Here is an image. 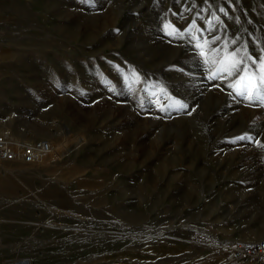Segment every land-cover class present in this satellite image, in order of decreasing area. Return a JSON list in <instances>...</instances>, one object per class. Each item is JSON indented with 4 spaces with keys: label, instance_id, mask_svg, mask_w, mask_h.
Returning a JSON list of instances; mask_svg holds the SVG:
<instances>
[{
    "label": "rangeland",
    "instance_id": "1",
    "mask_svg": "<svg viewBox=\"0 0 264 264\" xmlns=\"http://www.w3.org/2000/svg\"><path fill=\"white\" fill-rule=\"evenodd\" d=\"M234 53L261 75L264 0H0V134L62 147L2 161L0 260L244 264L264 85L237 95Z\"/></svg>",
    "mask_w": 264,
    "mask_h": 264
},
{
    "label": "built area",
    "instance_id": "2",
    "mask_svg": "<svg viewBox=\"0 0 264 264\" xmlns=\"http://www.w3.org/2000/svg\"><path fill=\"white\" fill-rule=\"evenodd\" d=\"M52 150L48 141L26 142L15 139L8 130L0 134V162H21L27 165L43 161ZM2 239L0 237V251ZM235 259L244 264H264V239L259 241L239 242L230 247ZM0 264H28L24 261L0 260Z\"/></svg>",
    "mask_w": 264,
    "mask_h": 264
},
{
    "label": "snow or ice",
    "instance_id": "3",
    "mask_svg": "<svg viewBox=\"0 0 264 264\" xmlns=\"http://www.w3.org/2000/svg\"><path fill=\"white\" fill-rule=\"evenodd\" d=\"M226 59L228 60L227 65L222 66L217 71L224 72L229 76L233 75L234 73H239L236 84L229 86L234 87L237 95L244 96L245 98L250 100L253 99L254 91L256 94H258L261 86L264 85V61H261L260 65L261 75L257 77L255 73H250L247 68L241 67L243 61L236 59L235 53L232 57H226ZM221 64L224 65V61H221ZM215 75L216 73L213 74V76ZM260 100L261 102H264V96H261ZM181 107L185 106L182 105ZM239 139H244V137H240Z\"/></svg>",
    "mask_w": 264,
    "mask_h": 264
},
{
    "label": "bare ground",
    "instance_id": "4",
    "mask_svg": "<svg viewBox=\"0 0 264 264\" xmlns=\"http://www.w3.org/2000/svg\"><path fill=\"white\" fill-rule=\"evenodd\" d=\"M18 139V138H17ZM65 147V146H64ZM62 147H61V145H55V144H53L52 145V150H51V152H50V155L52 156V157H54V156H56L59 152V150L61 149ZM63 150V149H62ZM66 150V149H65ZM62 153V152H61ZM1 163L2 162H0V167H2V169H4V171L5 170H7L5 167H3L2 165H1ZM9 170V169H8ZM253 240H254V238H253ZM3 248V247H2ZM28 261V260H27ZM26 261V262H27ZM29 263L28 264H31V261L29 260L28 261Z\"/></svg>",
    "mask_w": 264,
    "mask_h": 264
}]
</instances>
